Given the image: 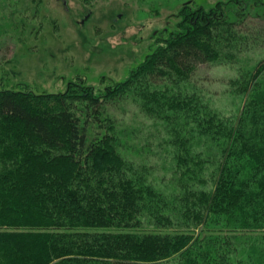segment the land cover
Here are the masks:
<instances>
[{"label":"trees","instance_id":"obj_1","mask_svg":"<svg viewBox=\"0 0 264 264\" xmlns=\"http://www.w3.org/2000/svg\"><path fill=\"white\" fill-rule=\"evenodd\" d=\"M245 3L183 7L103 92L0 90V264H264V59L240 57L264 41ZM206 64L235 68L226 119L182 89ZM130 104L173 142L167 165L131 143Z\"/></svg>","mask_w":264,"mask_h":264},{"label":"rangeland","instance_id":"obj_2","mask_svg":"<svg viewBox=\"0 0 264 264\" xmlns=\"http://www.w3.org/2000/svg\"><path fill=\"white\" fill-rule=\"evenodd\" d=\"M252 1L0 0V90L59 94L79 87L103 92L123 82L164 43L176 30L183 7L209 10L229 3L231 10H239L234 3L246 2L244 9L257 15L248 18V25L264 41V8ZM257 4L264 6V0ZM243 53L240 57L250 62L264 59V44ZM234 69L229 64L202 65L182 89L193 102L226 119L241 104L229 84ZM118 115L134 130L131 143L136 149H152L150 155L166 165L173 160L175 146L169 136L136 106L130 104ZM160 182L157 189L168 198L170 189Z\"/></svg>","mask_w":264,"mask_h":264},{"label":"flooded vegetation","instance_id":"obj_3","mask_svg":"<svg viewBox=\"0 0 264 264\" xmlns=\"http://www.w3.org/2000/svg\"><path fill=\"white\" fill-rule=\"evenodd\" d=\"M86 18H87V16H86ZM84 22V20L81 22V24Z\"/></svg>","mask_w":264,"mask_h":264}]
</instances>
